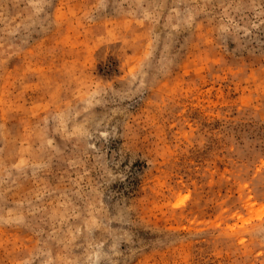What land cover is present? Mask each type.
<instances>
[{
    "label": "rangeland",
    "instance_id": "rangeland-1",
    "mask_svg": "<svg viewBox=\"0 0 264 264\" xmlns=\"http://www.w3.org/2000/svg\"><path fill=\"white\" fill-rule=\"evenodd\" d=\"M0 264H264V0H0Z\"/></svg>",
    "mask_w": 264,
    "mask_h": 264
}]
</instances>
